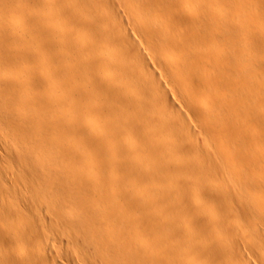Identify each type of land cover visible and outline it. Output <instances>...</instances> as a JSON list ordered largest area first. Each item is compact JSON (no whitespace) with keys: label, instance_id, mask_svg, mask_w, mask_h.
<instances>
[{"label":"bare ground","instance_id":"1","mask_svg":"<svg viewBox=\"0 0 264 264\" xmlns=\"http://www.w3.org/2000/svg\"><path fill=\"white\" fill-rule=\"evenodd\" d=\"M0 264H264V0H0Z\"/></svg>","mask_w":264,"mask_h":264}]
</instances>
